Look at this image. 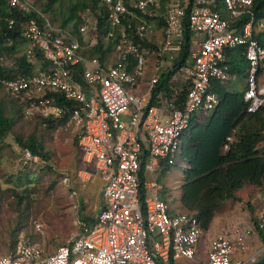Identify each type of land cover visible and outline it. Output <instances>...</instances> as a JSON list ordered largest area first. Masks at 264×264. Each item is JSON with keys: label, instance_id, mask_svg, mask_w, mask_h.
<instances>
[{"label": "built area", "instance_id": "obj_1", "mask_svg": "<svg viewBox=\"0 0 264 264\" xmlns=\"http://www.w3.org/2000/svg\"><path fill=\"white\" fill-rule=\"evenodd\" d=\"M6 1L12 10L35 15L25 22L20 37L27 44V62L41 66L29 77L0 74V87L13 97L26 99L27 114L43 119L65 116L67 110L57 103V96L75 105L68 125L83 161L94 166V171L79 170L77 180L85 188L93 179H101L105 207L91 226L80 222V233L69 245L48 254L40 244L21 239L9 255L0 257V264H171L194 260L204 231L195 214L170 213L157 175L175 164L191 122L218 107L214 86L231 78L227 51H244L248 113L264 108V20H257L254 0H101L110 28L106 39L114 42L118 54L113 64L82 54L80 38L96 32L97 22L92 18L84 16L78 35H74L73 24L56 26L31 0ZM222 7L228 18L221 13ZM8 22V28L13 29L16 19ZM160 25L163 40L153 54L165 63L181 54L186 29L195 36L191 65L179 71L187 86L185 98H180L179 92L154 94L161 61L148 90L133 92L152 53L143 43L156 38ZM13 44L12 35L0 34V70H5L8 58L4 48ZM79 67H83V82L97 91H84L76 83ZM40 161L28 149L23 151L24 167ZM261 194L264 199V188ZM257 229L264 231V211ZM253 234V229H240L232 238L211 239L207 264H247L234 261L233 256L248 249Z\"/></svg>", "mask_w": 264, "mask_h": 264}, {"label": "trees", "instance_id": "obj_2", "mask_svg": "<svg viewBox=\"0 0 264 264\" xmlns=\"http://www.w3.org/2000/svg\"><path fill=\"white\" fill-rule=\"evenodd\" d=\"M45 1L41 8L43 13L52 14L53 20H58L62 28H68L73 24L74 29L77 30L86 12L97 19L99 44L87 54L103 61L112 47L109 45L106 48L104 44L110 28L107 24L106 9L102 6L101 0H75L66 14H56L55 7L59 0ZM253 8L257 20H264V0H254ZM34 17V14L12 10L6 0H0V34L9 33L14 39V45L10 48L5 47L4 51L10 54L19 45L25 43L20 37L22 28L26 21ZM10 18L16 19V25L11 30L8 28ZM190 41L191 32L186 29L183 53L173 64L172 69L163 74L158 90L169 88L173 74L187 64L191 48ZM241 50L227 51L232 75L247 73V65ZM35 67L23 56L17 61L16 67L0 70V74L9 78L29 77L35 73ZM79 68L81 71V67ZM77 80L81 82V77L78 76ZM214 91L219 97L218 107L207 116L191 122L181 147V157L186 163L187 171L185 183L181 186L180 201L184 210L197 216L203 231L210 228L223 202L236 200L237 190L245 185L259 188L264 186V155L259 152V146L264 142V108L255 114L248 113V104L244 100L245 90L242 93H233L219 84L214 87ZM57 103L64 105L66 101L62 96H57ZM67 107L68 111L64 117L54 120L45 119L44 122L49 125L66 124L74 108L71 103H68ZM14 124L12 118H6L3 113H0V139L10 135ZM229 138H233V142L230 143ZM17 143L23 151L28 149L33 156L50 161L44 146L33 137L26 141L17 139ZM226 146H229L228 150ZM169 169V167L164 168L163 174ZM140 178L143 184L145 178L143 175ZM144 193L143 190L142 194ZM19 201L22 203L23 199ZM83 221L90 226L95 223L94 219L88 217L83 218ZM13 245L15 248L16 242ZM257 264H264V261Z\"/></svg>", "mask_w": 264, "mask_h": 264}, {"label": "rangeland", "instance_id": "obj_3", "mask_svg": "<svg viewBox=\"0 0 264 264\" xmlns=\"http://www.w3.org/2000/svg\"><path fill=\"white\" fill-rule=\"evenodd\" d=\"M74 1L59 0L55 7L56 14H66ZM31 2L42 11L46 1ZM45 15L61 27L58 20H53L52 14ZM86 49L91 50L90 47ZM24 54L25 44L7 53L9 60L5 68L16 67L17 61ZM39 65L36 64V67ZM244 77V73L233 75L224 87L230 92L242 93L245 89ZM0 113L15 122L10 135L0 139V257L9 255L15 249L14 242L17 244L21 239L29 242L34 240L46 253L52 254L58 248L69 245L78 236L83 218H96L103 201V183L99 179L95 180L80 192L77 201L85 199L86 204L74 203L71 190L78 188L77 172L84 165L72 128L68 124L49 125L39 115H28L26 99H17L2 87ZM32 137L44 146L50 161L41 160L30 167H24L21 162L23 150L17 139L26 141ZM259 152L264 155V142L259 146ZM186 171V163L179 156L168 172L159 174V183L168 193V204L179 203ZM260 193L259 187L245 185L235 195L244 197V201L255 209L263 203ZM21 198L22 203L19 201ZM204 234L201 242L207 236ZM204 249L207 250L205 245Z\"/></svg>", "mask_w": 264, "mask_h": 264}, {"label": "crops", "instance_id": "obj_4", "mask_svg": "<svg viewBox=\"0 0 264 264\" xmlns=\"http://www.w3.org/2000/svg\"><path fill=\"white\" fill-rule=\"evenodd\" d=\"M220 11L224 15L225 18H228V15H227V13H226V11H225V9L223 7L220 8ZM84 16H88L89 18H92L93 21L97 22V28H96V32L95 33H92V34L88 35L85 38H80L81 46H82V54L84 56L88 57V58H97V59H99L98 57L88 56V54H87L88 51L86 49V47L87 48L90 47L91 50H92V49L96 48L98 46V44H99L98 21H97L96 18L92 17L91 14H89L88 12H86L83 15V17ZM70 26H72V25H70ZM79 26H78V28H79ZM162 26L163 25L159 26L160 31L158 32V34H157V36H156V38L154 40L146 41V42L143 43L144 46L146 48L148 47V49L152 53H150L148 55L147 68H146L145 75L140 80L139 86L133 91L135 94H143V93H145L148 90V84L154 78V76L156 74V68L158 66H160L159 64H160L161 60L158 59L156 57V55L153 54V53L159 49V47H160V45L162 43V40H163V29H162ZM78 28H77V30H75L74 27H73L74 35H78ZM94 37L96 39L95 43H93V38ZM193 38H195V36L192 35V33H191V41H190V44H191L190 47L191 48H190V51L192 49ZM86 44H90V46H86L85 47ZM104 44H105L106 48L109 45H111L112 49L110 51H108V49H106L108 52H107V55H106L105 59L103 60V62L104 63H109V64L115 63L118 60V54L116 52V48L114 46V42L107 41V39L105 37V43ZM26 45L27 44H25V50H26V47H27ZM184 45H185V36H184ZM183 48H184V46H183ZM241 51H242L241 54L243 56L244 51L243 50H241ZM182 53H183V50H182L181 54ZM181 54H179L173 62L165 63V60H163L164 62L161 61V63H163V67H162V71H161V77L163 76V74L167 73L168 71H170L172 69L173 64L178 60V58L180 57ZM190 54L191 53L189 52L188 61H187V64L184 67L191 65ZM23 56H25V54ZM243 59H244V56H243ZM8 60H9V58H7L6 66L8 65ZM246 65H247V63H246ZM40 66H41V64L39 65V67ZM9 69H12V68H9ZM81 69L83 70V67H81ZM180 69L175 74H173V76L171 78V81L169 83V86H168L169 88H167V89H160V90L157 89L159 84H160V82H161V77H160V82L156 86V88L154 89V94H158L160 92H169V93L170 92H179L180 93V98H185L186 92H187L186 91L187 90V86L183 83L181 75H179ZM247 69H248V66H247ZM79 70H80V68L78 69V74H77V76L75 78L76 79V83L78 85H80V87L84 91H88V92H91V93L97 91V89H94V88H92L90 86H87L83 82L82 74H81L82 70L81 71H79ZM35 72H36V68H35ZM78 76L81 77V82L77 80ZM244 76H246V77H244V81H245V89L244 90H246L247 73L244 74ZM216 85H219V84H216ZM221 85H225V84H221ZM67 104H68V102H66L62 106H64L66 108V110L68 111ZM72 105H73V107H75L74 104H72ZM201 118H203V116ZM50 120H54V119H50ZM66 124H68V122ZM80 153H81V151H80ZM180 156H181V154H180ZM81 157H82V155H81ZM82 161H83V159H82ZM83 165L84 166L80 170L86 169V170H89V171H94V166L93 165H88L84 161H83ZM91 169H93V170H91ZM163 170L160 173H158V175H157L158 180H159V174H163ZM98 179L99 178L93 179V181L90 182L85 188H82L81 185L78 182V185H79L78 188L77 189L75 188L76 190L75 189L71 190V199H74V203H76V204H81V203L86 204L87 200H85V199L80 200V202L77 201V199L80 196V192L86 190L89 185H91L95 180H98ZM99 180H101V179H99ZM102 183H103V188H102V196H103L102 200L103 201L101 202V206L99 208V212L105 207V195H104V186H105V184H104V182H102ZM263 188H264V186L260 188V191H262ZM73 193H76V195H73ZM166 195H168V193L165 191V189L163 187V190L161 192V196H162V198L165 201H166V197H167ZM259 197H260V199L262 200L263 203L262 204H258L255 207V209H252L251 205L248 202L244 201V197H240L238 195H236V200H232L231 199V200H227V201L223 202L221 207L218 209L214 219L212 220L210 228L207 231H204V233H205L204 235H207L206 238H203L202 242L200 241L201 243L199 242V244L196 247V250H197L196 258L194 260L180 259V260H177V261H172L171 264H207L208 263V243H209V241L211 239H213L215 237H219V236H225V237L232 238L233 235L235 234V232L237 230H240V229H253L254 230V234L249 239L248 249L245 252H239V253L235 254L233 256L234 261H242V262H245L247 264H257V263L263 262L264 261V231H259L257 229V223H258V219H259L260 215L264 211V199L262 198V194L259 195ZM167 199H168V197H167ZM180 199H181V197H180ZM168 205H169V208H170V213L173 214V215L174 214H181V213H188L182 207L181 201H179L178 204H174V205L168 204ZM204 245L206 246L207 250L204 249Z\"/></svg>", "mask_w": 264, "mask_h": 264}]
</instances>
